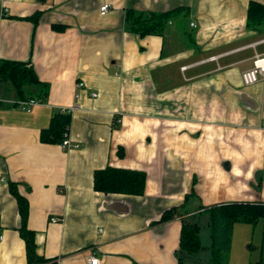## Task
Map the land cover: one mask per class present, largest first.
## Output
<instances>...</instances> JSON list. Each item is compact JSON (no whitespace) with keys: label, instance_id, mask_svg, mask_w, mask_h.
I'll return each mask as SVG.
<instances>
[{"label":"crops","instance_id":"1","mask_svg":"<svg viewBox=\"0 0 264 264\" xmlns=\"http://www.w3.org/2000/svg\"><path fill=\"white\" fill-rule=\"evenodd\" d=\"M251 1L264 5L0 0V58L31 59L49 83L29 112L0 101V264H28L10 181L28 200L42 264H90L93 252L98 264H178L182 220L160 221L163 211L208 226L207 207L264 202V80L242 81L264 55ZM129 7L174 11L160 33L141 36L126 26ZM36 11L33 26L25 17ZM6 88L0 98H14ZM59 111L71 114L70 147L40 141ZM106 165L144 171V193L95 190L94 171ZM202 245L190 264L209 261L211 237Z\"/></svg>","mask_w":264,"mask_h":264},{"label":"trees","instance_id":"2","mask_svg":"<svg viewBox=\"0 0 264 264\" xmlns=\"http://www.w3.org/2000/svg\"><path fill=\"white\" fill-rule=\"evenodd\" d=\"M260 13H256L259 11ZM174 11V10H173ZM173 11L148 12L129 7L125 11L127 28L141 36L160 33ZM41 11L25 17L36 26L41 18ZM264 20V5L251 1L249 5L248 22H261ZM56 31H62L65 26L52 24ZM0 85H7L14 99L36 98L45 101L49 92V83L38 78L31 59L14 60L0 58ZM71 121L70 112L59 111L55 113L48 127L40 132V141L44 143L61 144L65 134L69 133ZM121 148L119 153L121 155ZM94 189L107 193H125L142 195L146 184V173L142 170L125 169L106 165L94 171ZM9 190L15 197L20 217L18 228L20 236L26 245L28 264H42L49 259L38 255L36 251V232L27 226L29 203L22 195L16 182H9ZM208 216L209 233L211 237V255L206 264H225L231 246L232 228L235 223H256L264 219V202H224L205 208ZM181 217L182 227L180 243L177 249L178 264H190L189 255L193 256L207 247L200 241V224L196 215L182 217L177 207L163 211L160 221H167L175 217ZM137 264V263H135Z\"/></svg>","mask_w":264,"mask_h":264},{"label":"rangeland","instance_id":"3","mask_svg":"<svg viewBox=\"0 0 264 264\" xmlns=\"http://www.w3.org/2000/svg\"><path fill=\"white\" fill-rule=\"evenodd\" d=\"M200 227L201 242L207 244L210 241L207 223H200ZM225 264H264V219L256 223L233 225L231 246Z\"/></svg>","mask_w":264,"mask_h":264},{"label":"built area","instance_id":"4","mask_svg":"<svg viewBox=\"0 0 264 264\" xmlns=\"http://www.w3.org/2000/svg\"><path fill=\"white\" fill-rule=\"evenodd\" d=\"M109 8H110V5L108 3H104L100 7V13L105 14ZM259 80H264V55H256L252 61V66L242 72V81L245 85L254 84ZM0 101H6L10 104H14L15 106H18L22 110H25L27 112L31 111L34 106H38L39 104L43 103V101L36 99V98H28V99H14L13 98V99H7V100L5 98H0ZM62 112H66V111H62ZM61 145L63 147L71 146L68 133L65 134V138L63 139ZM2 180L4 179L2 178ZM88 262L90 264L99 263V259L94 254V252L89 256Z\"/></svg>","mask_w":264,"mask_h":264},{"label":"clouds","instance_id":"5","mask_svg":"<svg viewBox=\"0 0 264 264\" xmlns=\"http://www.w3.org/2000/svg\"><path fill=\"white\" fill-rule=\"evenodd\" d=\"M12 99V98H11Z\"/></svg>","mask_w":264,"mask_h":264}]
</instances>
